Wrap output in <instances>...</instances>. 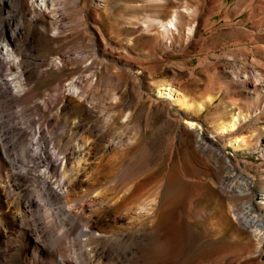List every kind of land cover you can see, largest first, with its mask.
I'll use <instances>...</instances> for the list:
<instances>
[{
	"label": "rangeland",
	"instance_id": "obj_1",
	"mask_svg": "<svg viewBox=\"0 0 264 264\" xmlns=\"http://www.w3.org/2000/svg\"><path fill=\"white\" fill-rule=\"evenodd\" d=\"M32 1L40 0H19L29 9L17 11L14 17L23 16L26 38L10 40L8 31L0 33V47L7 43L12 52V59L6 61L10 68L0 66V77L12 72L21 82L19 92H0V125L8 128L18 122L27 127L26 141L34 140L40 126L41 138L59 149L71 143H90L87 170L103 178L98 189L122 193L131 186L130 177L140 181L136 187L145 191L142 199L148 206L154 209L161 202L159 225L163 232L167 230L155 252L145 253L143 264H171L181 255L178 246L186 236L189 196L188 184L176 180L177 172H192L198 159L212 173L205 153L220 157L217 145H224L231 134L217 133V123L227 117L232 105L253 114L236 133L248 135L264 127V88L260 89L264 87V21L257 17L263 18L264 11L248 12L257 0L241 13L235 0H44V11L35 18ZM7 6L0 12V25ZM193 8L196 22L188 33ZM14 19L10 25L15 24ZM169 19L175 27L166 32L158 22ZM161 82L179 88L192 101L207 94L213 98L200 111L176 110L167 99L155 96V86ZM187 119L198 121L208 139L200 142L185 125ZM209 136L216 139V146ZM260 148L261 141L257 143L254 135L249 151L225 147L237 160L245 159L248 167L259 163L264 168ZM218 162L223 170L224 162L220 158ZM119 167L133 175L114 184ZM149 194L151 197L146 196ZM230 198L221 184L206 181L191 206L197 217L192 225L207 238L237 242V250L228 246L231 251L222 254L232 257L234 263L246 264L248 248L242 245L247 231L233 219ZM165 225L170 226L169 231ZM12 231L17 234V228ZM254 243L251 239L250 245Z\"/></svg>",
	"mask_w": 264,
	"mask_h": 264
},
{
	"label": "bare ground",
	"instance_id": "obj_2",
	"mask_svg": "<svg viewBox=\"0 0 264 264\" xmlns=\"http://www.w3.org/2000/svg\"><path fill=\"white\" fill-rule=\"evenodd\" d=\"M13 1H17V3L13 5ZM100 1L96 0V3H100ZM252 1L235 0V8H238V13L247 9L248 4ZM257 1L248 9L249 13L254 14L255 10L264 11V0ZM39 2L32 1L31 6L36 12L32 16L35 18L42 15L44 11L42 9L44 0ZM5 4L8 6L4 20L0 25V33L8 31L10 40H17L18 37L26 38L28 34L24 28L23 16L19 15L16 19L14 17L17 11L24 12L29 8L19 0H0L1 13L4 11ZM194 8L189 12L193 18L191 17L189 26L186 28L188 33L191 32L196 22L197 13ZM231 9L234 11L233 8ZM230 14L232 15V13ZM259 16L257 17L261 19L260 22L264 21V16L262 14L263 18ZM13 19L15 24L10 25ZM158 23L166 32L171 27H175L173 19L166 22L160 20ZM0 48L3 50L0 51V66L7 65L10 68V64H6V61L12 59L11 49L7 43H4ZM16 78L12 72L7 73L4 78L0 77V92H19L21 82ZM255 88L251 89L255 90ZM262 88L264 87L260 89ZM155 96L167 99L170 105L176 107V110L177 108H193L195 111L202 110L207 101L213 98L212 95L207 94L202 100L192 101L182 90L164 82L155 86ZM229 110L227 117L218 121L217 133L231 134V136L228 137L224 145H217L216 139L209 136V140L215 143V146L217 145L216 149L220 157L210 151L205 153L209 158L208 166L212 173L218 174L217 179L215 175L208 173L203 168L202 162L198 159L194 160L195 168L192 165L194 168L192 172L190 170L177 172L176 180L178 182L181 179L186 180L189 196L185 227L184 224H181L186 230L184 233L186 236L183 237L181 245L179 243L182 237L178 239L180 245L178 247H182V250L179 249L181 255L178 259L175 256L171 264H237L234 263L232 257L226 253L222 254L224 251H231L228 250V246H233L232 249L235 246L236 249L233 250H237V242L207 238L192 225L193 220L197 218L192 212V203L208 180L218 182L229 193L232 217L247 231L246 240L242 245L248 248L246 256L249 261L246 264H264V168L257 163L258 165L252 169L246 165L245 159L239 161L225 149L226 145H231L235 149L249 151L254 135L257 143L261 141V154H259L264 157V127H260L257 132L249 130L248 135L236 133V129L248 121L253 114L243 113V110L236 108L235 105H232ZM260 111L262 112L261 109ZM11 125L8 128H3L0 125V183H2L0 207H6L0 212V264H143L145 253L147 251L155 252V245L162 238V234L167 237V233H165L167 230L163 232L164 230H161L162 227L159 225L161 220L158 210L161 202L158 201L156 209L152 204L150 205L154 209L149 207V202L142 199L144 195L142 193L145 191L141 192L140 188L136 187L140 181H136V183L135 177H130L132 179L129 180L132 181V184L126 189V192L124 190L120 193L116 189H112L113 191L98 189L101 177L93 176L88 173L89 169L87 170L92 154L90 143L84 146L79 143H71L59 149L57 148L59 146L51 145L41 138V135L44 134L42 127L39 126L35 131L34 140L26 141L23 136L27 127L18 122ZM185 125L195 132L194 135L200 142L208 139L204 127L198 121L187 119ZM16 146H18V149L15 150L17 153L13 151ZM218 158L224 162L223 170H221ZM128 167L130 166L128 165ZM123 168L119 167L118 171L114 173V184L133 175L122 170ZM184 176L188 177L184 179ZM110 179L112 180V177ZM151 192L153 193V191ZM146 196L151 197V194ZM167 206L166 204V208ZM13 209L18 213V217L12 211ZM134 210H138V212ZM15 228H17V234L12 235V230ZM166 228L168 231L170 230V226ZM251 239L255 241L253 246L250 245ZM174 245H177L176 241ZM176 249L173 250L176 251ZM224 255L225 257L220 258ZM153 261L156 263L155 260Z\"/></svg>",
	"mask_w": 264,
	"mask_h": 264
}]
</instances>
